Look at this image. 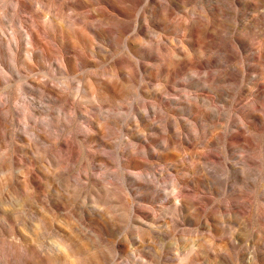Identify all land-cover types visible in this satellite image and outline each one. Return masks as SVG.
<instances>
[{
    "label": "clouds",
    "instance_id": "clouds-1",
    "mask_svg": "<svg viewBox=\"0 0 264 264\" xmlns=\"http://www.w3.org/2000/svg\"><path fill=\"white\" fill-rule=\"evenodd\" d=\"M0 264H264V0H0Z\"/></svg>",
    "mask_w": 264,
    "mask_h": 264
}]
</instances>
